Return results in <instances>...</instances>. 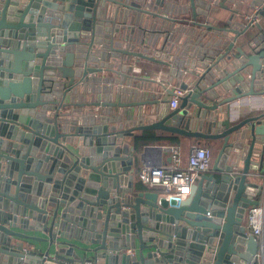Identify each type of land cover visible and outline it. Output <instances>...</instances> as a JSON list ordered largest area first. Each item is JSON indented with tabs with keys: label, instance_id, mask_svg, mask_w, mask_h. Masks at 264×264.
<instances>
[{
	"label": "water",
	"instance_id": "1",
	"mask_svg": "<svg viewBox=\"0 0 264 264\" xmlns=\"http://www.w3.org/2000/svg\"><path fill=\"white\" fill-rule=\"evenodd\" d=\"M60 1L0 0V136L18 140L8 152L0 153V264H85L87 255L80 256L75 252L77 246L66 242L74 236L96 245L82 248L93 251L95 264H264V237L250 234L245 218L253 206L264 203V114L232 125L228 119L224 130L215 133L190 130L181 116L189 103L215 110L256 94L250 90L214 104L201 99L249 65L253 84L264 50L250 55L242 66L209 87L186 95L180 108L155 122L138 124L133 120L125 126L106 114L80 116L82 123L69 124L67 111H46V73L56 70L73 78L70 64L74 54L67 50L89 35L88 46L92 47L98 19L94 13L85 15L82 8L67 11ZM107 1L140 9L121 0ZM189 1L196 20L195 0ZM229 32L235 37L242 34L233 29ZM110 47L114 52L160 62L141 52L116 49L112 39ZM61 53H67L64 61ZM96 54L95 50L87 53L84 76L103 70L93 64ZM73 82L74 78L69 87ZM143 103L93 102L111 114L110 108ZM78 114H73L75 119H81ZM246 127L252 139L239 168V155L228 154L233 145L229 141L234 132ZM144 130L222 139L218 164L204 177L209 183L204 186V179L195 183L178 206L174 200L161 201L160 192L151 191L144 183H133L128 172L133 171L136 150L130 143L136 131ZM258 136H263L260 164L257 171H251ZM18 149L25 150L14 156L11 151ZM144 149L162 152L171 147L147 145ZM20 227L47 232L50 247L56 249L49 247L39 254L24 251L18 240L42 238L14 230ZM137 240L139 256L122 253L136 249Z\"/></svg>",
	"mask_w": 264,
	"mask_h": 264
},
{
	"label": "crops",
	"instance_id": "2",
	"mask_svg": "<svg viewBox=\"0 0 264 264\" xmlns=\"http://www.w3.org/2000/svg\"><path fill=\"white\" fill-rule=\"evenodd\" d=\"M121 1L131 3L129 0ZM136 3L139 4V8H142L129 9L107 0H100V2L98 0L60 1L61 6L67 11L82 8L81 10H84L85 15L94 13L98 19V23L96 24L97 33L92 47L88 46L89 42H91L89 35L88 37H82L81 43L75 44L67 50L68 53L72 52L74 54L72 64H70L74 73L72 86L69 87L68 82L73 78L63 77L61 71H47L44 94L45 97L46 93L51 94L47 97L49 101L47 113L50 110L52 113L57 110H61V112L67 111L65 114L70 116L68 119L69 124L75 122L82 123V116L101 115L106 117V114L114 117L112 121L115 123L121 122L125 126L129 121L133 120L137 121L138 124L155 122L171 111L167 106V101L172 88L178 85L183 86L185 81L191 79L190 82L198 84L196 90L205 89L227 73L242 66L250 55L264 50V9L258 15L257 20H254L255 23L251 24L248 21V16L256 12V8L263 5L261 0H195L197 10L196 22L205 24L206 26H213V28L206 26L198 27L190 24L193 20L190 1L179 0V4L175 9L181 11L182 3H184V14L178 18L181 21L176 18L179 22L172 23V54L169 52L167 55L163 54L158 57H156L157 51L155 49L157 48L155 47H158L157 38L159 37H156L154 33L143 34L141 30L129 25L135 22L132 20L134 18L137 20H148L149 18L153 19L155 23L157 18L152 14L148 15L146 11L156 10L143 7L144 4L140 1ZM146 6H149V4ZM182 19H184V23H182ZM230 29L242 31V34L235 37L233 33L229 32ZM181 34L184 35V40H182ZM179 36L180 40L177 46L174 44V38ZM111 39L116 49L139 51L155 59L157 58L161 63L146 58H138L137 63H135L133 61L134 57L131 55L111 50ZM146 40L148 41L147 44L145 43ZM232 43L234 46L229 48ZM91 50L97 52L94 55L96 62H93V64L101 67L105 66L106 69L84 76L85 57ZM66 54H60V58L63 61L66 58ZM128 59H131V61L128 62ZM142 60H146L157 66L156 69L152 70V75H148V70L139 65ZM260 62L261 69L256 74L253 84L251 80L252 66L249 65L234 74L230 79L210 89L201 99L208 104H214L215 101L244 94L250 90H253L256 94L238 98L229 105L223 104L215 110L200 109L196 105L189 103L181 112V116L184 119L183 125L190 130L215 133L224 130V123L228 119L231 120L232 125L247 117L264 114V58ZM69 67L66 65V68ZM107 100L127 104L133 102L144 103L143 105L131 107L117 106L110 108L113 114L105 113L106 108L93 104V102ZM76 113H79V116L77 115L76 117L81 119L74 118L73 114ZM119 119L123 120L120 121ZM262 123H264V118L262 119ZM158 131L160 133L166 132ZM140 132L142 131H136L134 136ZM262 138L263 136H258L252 156L251 171H257L260 164ZM251 139L252 136L248 127L242 128L231 135L229 143L233 145L229 147L228 154L232 155L236 153L239 155L237 159L239 168H242L244 165ZM16 142H18L17 139L12 140L0 136V153L8 152L9 146ZM130 144L131 146L133 145V140ZM222 144V139L182 136L178 145L181 152V163L179 166L185 168L187 165L192 146L209 147L212 152L210 168L208 172L200 175L196 181L198 183L205 176L214 172V167L218 164ZM158 146L166 148L177 147L175 145ZM24 150H12L11 153L14 156H21ZM157 165H174L173 152L168 149L162 152L145 151L144 148L136 151V161L133 171L128 173L133 175V183L143 184L141 178L142 170L147 166ZM259 180L262 181V178H259ZM203 183L206 186L209 181L204 179ZM147 187L151 191L158 192L162 189L160 186ZM248 213L249 210L245 217L246 221ZM14 230L40 239L42 238L39 241L33 239L18 240L24 251H33L39 254L49 249L50 245L47 240L49 236L47 232L39 231L35 228L26 229L21 227ZM85 234L87 237V231H85ZM85 241L76 239L75 236L73 239L66 240V242L77 246L75 248L77 254L80 256L87 255L88 259L96 263L93 260V251L85 252L82 249L93 248L96 245L88 244ZM136 243L137 248L130 249L132 253H128V250L122 253L126 256H139L141 250L138 247V240ZM65 248L70 250L69 246ZM55 249V245L50 247L51 251Z\"/></svg>",
	"mask_w": 264,
	"mask_h": 264
},
{
	"label": "built area",
	"instance_id": "3",
	"mask_svg": "<svg viewBox=\"0 0 264 264\" xmlns=\"http://www.w3.org/2000/svg\"><path fill=\"white\" fill-rule=\"evenodd\" d=\"M261 1L263 5L260 6L259 8H256V12L250 14L252 18L250 17V15L248 16V21L251 22V24L254 22V20H257L258 15L260 14V12L263 11L264 0ZM141 8L142 7H140V9ZM146 12L148 13V15L152 14L154 17L157 18L155 23H158L157 21L160 20L167 23L168 25H166V27L168 26L172 27V23L179 22L178 20H180L178 18H177L178 20H176V18L173 19L171 16H168L167 13H160L152 10ZM155 14H160V17L156 16ZM149 20H153V19H148V21ZM182 23H184V19H182ZM196 23H198L196 22V20H192L190 24L194 26H198V24H200V23L198 24ZM165 34L162 35L163 39H165L164 37ZM157 40H158V47H155L157 48L156 57L162 54L167 55L170 51L163 49V52H161L163 48L162 47L163 42L160 45L159 38H157ZM174 44L177 46L179 44L175 41V38H174ZM174 49H176V47H174ZM132 57H134L133 61L135 63H137L138 58H141L138 56H132ZM129 61H131V59H128V62ZM93 62H96V59ZM96 66L98 65L96 64ZM103 69H106V67L103 66ZM49 71L51 72L54 70H49ZM190 80L185 81V84L183 86L178 85L175 88L171 89L170 96L167 101V106L171 111L180 108L181 99L183 97L194 91H197L196 89L198 84L196 85L195 82H190ZM49 95L51 94L46 93V98L49 97ZM171 151L173 152L174 165L147 166L142 170L141 178H142V182L147 186H160L162 188L160 191L161 201H167L171 203L174 200L178 203L177 204L178 206L191 193V188L196 183L200 175L209 171L212 152L211 149L206 146H197V145L192 146L187 165L185 166V168H183L179 166L181 163V152L179 147L178 146L171 147ZM207 215L210 216L211 213L208 212ZM247 222L248 225L250 226L252 234L258 237L264 236V203L258 206H253L249 210V213L247 215ZM128 253H132V251L129 249ZM22 264H29V263L23 262ZM85 264H95V263L91 259H87L85 261Z\"/></svg>",
	"mask_w": 264,
	"mask_h": 264
},
{
	"label": "rangeland",
	"instance_id": "4",
	"mask_svg": "<svg viewBox=\"0 0 264 264\" xmlns=\"http://www.w3.org/2000/svg\"><path fill=\"white\" fill-rule=\"evenodd\" d=\"M129 1H131L132 3H135L137 5H139V4L136 2L140 1L144 4L143 7H148L150 9L156 10V12H160V13H167V15L171 16L172 18H179L180 16H183V14H184V9H183L184 3H182V10L181 11H178L177 9H175V7L179 4V0H129ZM134 1H136V2H134ZM147 4H149V6H146ZM143 18H146V17H143ZM132 20H133V22L134 21L135 22L132 24H129V25H131L132 27H134L138 30H141L143 32V34H145V33L156 34L157 37H159L160 45L163 42L162 43L163 48H162L161 52H163V49H165L167 51H170V53L172 54V27H169V26L166 27V25H168V24L162 20L157 21L158 23H154L153 20H149L150 21L149 22L147 19L137 20L134 18ZM163 34H165V36H164L165 39H163V36H162ZM181 35H182V40H184V38H185L184 35L183 34H181ZM180 36L175 38V41L177 43H179ZM145 43L147 44L148 41L146 40ZM182 43H183V41H182ZM155 51H157V49H155ZM139 65H141L144 69L148 70V75H152V70L156 69V67H157L156 65L151 64L146 60H142L139 63Z\"/></svg>",
	"mask_w": 264,
	"mask_h": 264
},
{
	"label": "trees",
	"instance_id": "5",
	"mask_svg": "<svg viewBox=\"0 0 264 264\" xmlns=\"http://www.w3.org/2000/svg\"><path fill=\"white\" fill-rule=\"evenodd\" d=\"M182 135L165 132L160 133L158 130H144L136 134L133 138V147L136 151H140L147 145H179Z\"/></svg>",
	"mask_w": 264,
	"mask_h": 264
}]
</instances>
